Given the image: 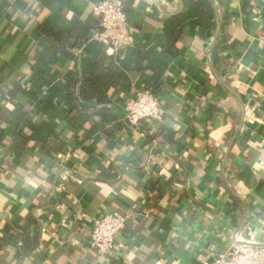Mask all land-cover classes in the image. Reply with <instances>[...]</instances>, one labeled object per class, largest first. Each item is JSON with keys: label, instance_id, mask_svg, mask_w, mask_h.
Segmentation results:
<instances>
[{"label": "crops", "instance_id": "1", "mask_svg": "<svg viewBox=\"0 0 264 264\" xmlns=\"http://www.w3.org/2000/svg\"><path fill=\"white\" fill-rule=\"evenodd\" d=\"M125 2L134 47L149 44L145 71L127 73L126 91L109 97L104 119L81 117L86 128H73L59 118L71 110L66 97L37 114V98L25 88L65 73L63 80L72 73L81 82L84 62L112 49L91 36L70 40L71 61L41 59L38 26H55L68 13L93 16L95 2L0 0V91L24 87L12 103L0 92V264H199L230 247L236 232L264 242V0ZM200 2L216 7L219 39L211 51L220 28L215 10L214 28H190L174 59L157 38L172 31L178 14L196 20ZM133 49L117 62L137 59ZM148 84L167 101L168 116L136 130L124 97ZM14 108L21 120L11 117ZM177 184L181 198L172 191ZM164 185L171 190L162 192ZM105 212L135 219L117 242L119 260L100 259L89 242ZM30 217L41 245L23 258L21 234L35 228Z\"/></svg>", "mask_w": 264, "mask_h": 264}, {"label": "trees", "instance_id": "2", "mask_svg": "<svg viewBox=\"0 0 264 264\" xmlns=\"http://www.w3.org/2000/svg\"><path fill=\"white\" fill-rule=\"evenodd\" d=\"M38 1L40 2L42 0ZM91 1L96 3L101 0ZM126 5L125 13L128 16L129 11L128 8H126ZM200 8L201 14L196 20L191 19V16L188 14L181 13L174 16L171 19L173 26L172 31L157 38V40L160 41V48L174 59L180 57L181 50L179 44L190 28L193 26L206 29L214 28L216 14L211 3L200 2ZM98 31H101L99 19H95L93 16L82 18L76 13L63 14L59 23L55 26H49L46 22H43L37 28L39 40L44 45V48L41 51V59L52 65L57 62V60L61 59V57L65 60L71 61L73 60V56L69 49L70 40L74 39L79 44H82L90 39L93 32ZM148 46V43L135 46L133 51H136L139 55L138 58L133 61L124 60L123 62L118 63L115 53L112 49L110 50V48L107 51H104L99 59H87L84 62V66L87 68L83 73L81 82L77 79L76 85L67 89V92H65V97L70 100L69 105L71 110H64L60 113L59 118L61 121L68 122L73 128H86L85 123L81 122V117L88 116L92 118L100 116L104 119L107 111L104 105L109 97L112 94L114 96H119L126 91V86H124L123 82L127 73L130 71L138 73L145 71V63L147 61L146 50ZM165 67V64H161L156 68V70L159 71L157 73H160L161 75L164 74ZM36 75L41 78L40 73H36ZM40 81L41 79L34 81L31 85H28L27 88H25L28 94L39 98L38 108H36L37 114L42 113L46 107H51L52 103L49 98L40 96ZM16 88L8 89V86H6L0 92H6V95L11 100V102H9L12 103L13 101H18L16 93L18 90H23L24 87L17 85ZM148 88L159 92L156 88H153L151 84H148ZM60 91H56V96L62 97L61 94H63L64 91ZM156 95L158 96L159 94ZM82 102L88 105L85 106ZM214 107L215 106L209 107L210 111L219 110ZM14 116L15 118H19V120L22 119V115L16 111L15 108L11 113V117ZM61 138V136L55 137V140L59 141L57 152H61L64 147ZM30 220L33 222L35 228L33 234H30L28 230L23 231L21 234L23 245L22 252L18 256L23 258H31L41 245L42 231L39 224L32 217H30Z\"/></svg>", "mask_w": 264, "mask_h": 264}, {"label": "built area", "instance_id": "3", "mask_svg": "<svg viewBox=\"0 0 264 264\" xmlns=\"http://www.w3.org/2000/svg\"><path fill=\"white\" fill-rule=\"evenodd\" d=\"M125 5V0H101L96 2L93 7V17L100 20L101 31L93 32L92 40L110 46L118 58H120L118 55H123L134 47L129 19L125 13ZM258 40L264 48V34L259 36ZM73 54L75 61L83 58L82 53ZM66 75L68 74L65 73L62 77L58 76L54 82L49 84H39L40 96L49 98L52 103L62 102L61 99L65 97L67 89L76 85L73 74L70 73L71 76L63 80ZM62 85H64L62 89L64 93L58 100L55 90ZM65 101L68 104L70 102L67 98ZM35 103V107L38 108L39 98L36 99ZM124 106L126 119L131 128L136 130L148 122L163 123L168 116L167 101L157 96L150 89H138L129 92L124 97ZM164 186L166 187L165 190ZM164 186H162V192L167 193L170 185ZM173 189L179 191L177 197L184 196L180 194L181 190L184 189L183 184H177L172 188V191H174ZM134 223L135 219L132 215L118 212H105L95 219L89 234V242L96 250L97 256L104 260H119L120 255L116 249L117 242L123 232L127 229L130 230ZM199 264H264V242H256L252 238L246 239L239 234L236 240L232 239L230 247L217 248L208 258L200 259Z\"/></svg>", "mask_w": 264, "mask_h": 264}, {"label": "water", "instance_id": "4", "mask_svg": "<svg viewBox=\"0 0 264 264\" xmlns=\"http://www.w3.org/2000/svg\"><path fill=\"white\" fill-rule=\"evenodd\" d=\"M215 10H216V14H217V19H218V21H219V23H220V28H219V32H218V37L216 38L215 42L213 43V45H212V50H211V51H213V48H214V46L216 45V43H217V41H218V39H219V35L221 34V31H222V28H223V21H222V19L220 18L219 13H218L216 7H215ZM246 222H247V220H246V218H245L244 225L246 224ZM238 235H239V232H236V234L234 235L233 239L236 240V238L238 237Z\"/></svg>", "mask_w": 264, "mask_h": 264}]
</instances>
